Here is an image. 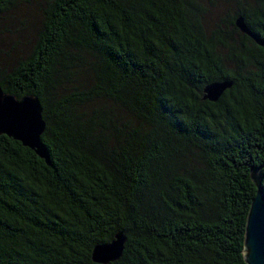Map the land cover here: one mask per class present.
Listing matches in <instances>:
<instances>
[{"label":"trees","instance_id":"obj_1","mask_svg":"<svg viewBox=\"0 0 264 264\" xmlns=\"http://www.w3.org/2000/svg\"><path fill=\"white\" fill-rule=\"evenodd\" d=\"M239 16L264 39V0H0V22L37 27L0 82L39 96L51 160L0 135V264H102L118 231L108 264H248L264 45Z\"/></svg>","mask_w":264,"mask_h":264},{"label":"water","instance_id":"obj_2","mask_svg":"<svg viewBox=\"0 0 264 264\" xmlns=\"http://www.w3.org/2000/svg\"><path fill=\"white\" fill-rule=\"evenodd\" d=\"M236 24L258 44L264 45V39L250 28L243 16L236 19ZM233 84L232 79L209 82L204 87V99L218 101ZM46 126L43 105L38 95L24 94L17 97L6 92L0 82V135L6 134L21 141L51 164L49 149L42 138ZM252 179L257 191L247 217L244 254L248 264H264V185L257 170L252 171ZM126 242V233L118 231L111 241L93 247L92 259L102 264L118 260L123 255Z\"/></svg>","mask_w":264,"mask_h":264},{"label":"rangeland","instance_id":"obj_3","mask_svg":"<svg viewBox=\"0 0 264 264\" xmlns=\"http://www.w3.org/2000/svg\"><path fill=\"white\" fill-rule=\"evenodd\" d=\"M20 11L21 12H26L30 11L31 12V22L37 21L38 18V11L36 8L35 4H26L23 3L20 5ZM17 19H15L14 24L13 23H7L6 21H1L0 22V67L2 69H8L10 68L9 66L11 65V62L13 61V58L10 56H5V52L12 53L11 51V44L14 43V41L18 38H23L25 41V44L29 46V43L33 40L34 35L36 33V24H32L30 29H26L25 31L23 30H15L18 28V22H16ZM30 22V23H31Z\"/></svg>","mask_w":264,"mask_h":264}]
</instances>
